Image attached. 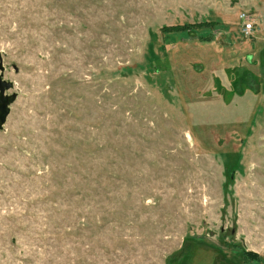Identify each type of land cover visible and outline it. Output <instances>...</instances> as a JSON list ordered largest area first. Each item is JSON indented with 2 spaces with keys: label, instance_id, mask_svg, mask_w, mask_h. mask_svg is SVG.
<instances>
[{
  "label": "rangeland",
  "instance_id": "obj_1",
  "mask_svg": "<svg viewBox=\"0 0 264 264\" xmlns=\"http://www.w3.org/2000/svg\"><path fill=\"white\" fill-rule=\"evenodd\" d=\"M0 81V264H264V0H0Z\"/></svg>",
  "mask_w": 264,
  "mask_h": 264
},
{
  "label": "water",
  "instance_id": "obj_2",
  "mask_svg": "<svg viewBox=\"0 0 264 264\" xmlns=\"http://www.w3.org/2000/svg\"><path fill=\"white\" fill-rule=\"evenodd\" d=\"M11 88L10 84L2 83L0 81V131L3 129V125L10 112V106L14 103L16 97L12 95L11 97H5L4 92Z\"/></svg>",
  "mask_w": 264,
  "mask_h": 264
},
{
  "label": "built area",
  "instance_id": "obj_3",
  "mask_svg": "<svg viewBox=\"0 0 264 264\" xmlns=\"http://www.w3.org/2000/svg\"><path fill=\"white\" fill-rule=\"evenodd\" d=\"M240 21H241V33L244 37L249 38L251 37L255 31V25L251 23V21H249L246 17V15H242L240 17Z\"/></svg>",
  "mask_w": 264,
  "mask_h": 264
}]
</instances>
